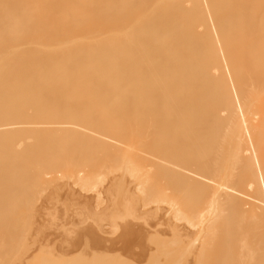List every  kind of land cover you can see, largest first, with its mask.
<instances>
[{
	"label": "bare ground",
	"instance_id": "6f19581e",
	"mask_svg": "<svg viewBox=\"0 0 264 264\" xmlns=\"http://www.w3.org/2000/svg\"><path fill=\"white\" fill-rule=\"evenodd\" d=\"M36 226L77 254L34 253ZM21 259L264 264V0H0V264Z\"/></svg>",
	"mask_w": 264,
	"mask_h": 264
},
{
	"label": "rangeland",
	"instance_id": "374dc122",
	"mask_svg": "<svg viewBox=\"0 0 264 264\" xmlns=\"http://www.w3.org/2000/svg\"><path fill=\"white\" fill-rule=\"evenodd\" d=\"M57 182H58V181H57ZM67 182L69 183V181H67ZM75 182H76V181H75ZM82 182H83V183H82ZM84 182H87V181H81L82 184H85ZM105 182H106V181H92L91 183L88 182V183H90L89 186H91V190H89V192H90V191H94V192H95L96 189L98 188V186L104 184ZM51 183H52V182H51ZM54 183H55V181H54ZM59 183H60V182H59ZM79 183H80V182H79ZM79 183H77V184H79ZM81 183H80V184H81ZM60 184H61V183H60ZM60 184H59V185H58V184H54V186H55V185H58V186H59V189L61 188V189H60V191H61L62 188H64L66 185L64 186V183H62L61 185L64 186V187H61ZM66 184H67V183H66ZM86 184H87V183H86ZM48 185H49V184H48ZM48 185H47V186H48ZM50 185H51V186H49V189L52 190V188L54 187V186H52L53 183L50 184ZM71 185H72V184H71V182H70V185H69L70 188L72 187ZM73 185H75V184H73ZM87 185H88V184H87ZM45 186H46V184H45ZM77 186H78V185H77ZM83 186H84V185H83ZM50 187H52V188H50ZM69 187H68V188H69ZM75 187H76V185H75ZM75 187L73 186L72 188H75ZM84 187H86V186H84ZM66 188H67V187H65V189H66ZM68 188H67V189H68ZM42 189H43V188H42ZM44 189H45V188H44ZM44 189H43V190H44ZM49 189H47V190H48L47 192H48L49 195H48L46 192H45V193H46L48 196H54V195L52 194V192L54 193V191L57 190L58 188H57V186H56V188H54L55 190L53 189L54 191H53V190L51 191V194L49 193V191H50ZM75 189H77V188H75ZM43 190H41V192H42ZM44 191H45V190H44ZM82 192H83V191H82ZM86 192H88V190H86ZM42 193H43V192H42ZM55 193H56V192H55ZM55 193H54V194H55ZM84 194H85V193H84ZM91 194H92V193H89V194H86V195H91ZM43 195H45V194H43ZM67 195H68V194H66V195L64 194L63 196H61V198H63V200L69 201V200H67V197H66V198L64 197V196H67ZM43 197H44V196H43ZM68 198H69L70 200L72 199V197H69V196H68ZM58 200L61 201L62 199H58ZM71 201H72V200H71ZM50 208H52V207H50ZM55 209H56V208H55ZM57 209H61V208H57ZM63 209H64V208H63ZM50 211H52V210L50 209ZM54 211H55V210H53V212H54ZM53 212H52V213H53ZM55 212H56V211H55ZM61 212H62V211L60 210V213H61ZM63 212H64V210H63ZM63 212H62V213H63ZM71 212H73V211H71ZM47 213L49 214V211H48ZM50 213H51V212H50ZM58 213H59V211H57V214H58ZM60 213H59V214H60ZM62 213H61V214H62ZM61 214H60V215H61ZM64 214H66V213H63V215H64ZM69 214H70V213H69ZM69 214H67V215H69ZM87 214H88V213H87ZM40 215L42 216V214H40ZM43 215H44V216L42 217L43 220H40L41 217L39 218V214L37 215L38 217H34L35 219H37V222H38V220L40 221V226H41V223H43V222L45 221L44 219H46V218H51V217H48V216L46 217L45 214H43ZM63 215H61V216L63 217V218H61V219L63 220V219L66 218V220H64V221H65L64 224L61 223V222H60V223L63 224L64 227H65L66 229H68V230H72V231H75L76 234L78 235V237L84 239V240H85L87 243H89V244H92V245H99V243H98L97 241L93 240L91 237H89V236L86 235V233L84 232V228H86V227H85L86 225L83 224L85 221L82 223V221L80 220V219H82V218H81L78 214H76V212H75V213H71V215H69L68 218H67V217L64 218ZM85 215H86V213H84V215H83L84 219H85ZM86 216H89V215H86ZM44 217H45V218H44ZM54 217H55V216H54ZM56 217H57V216H56ZM58 217H59V216H58ZM89 217H90V216H89ZM52 218H53V217H52ZM61 219H58V220L62 221ZM84 219H82V220H84ZM51 220H52V219H51ZM51 220H50V221H51ZM86 220H87V219H86ZM88 220H89V219H88ZM34 221H36V220H34ZM46 221H47V219H46ZM46 221H45V222H46ZM50 221H47V223L49 224ZM54 221H55V220H54ZM37 222H35V223H37ZM52 222H53V221H52ZM52 222H51L49 225H51ZM58 222H59V221H58ZM89 222H91V220H90ZM38 223H39V222H38ZM47 223H44V224H46V225H45V227H44V226L42 227L43 229H46ZM53 223H54V222H53ZM56 223H57V222H56ZM92 223H93V222H91L90 224L92 225ZM44 224H42V225H44ZM86 224H87V223H86ZM88 224H89V223H88ZM90 224H89V225H90ZM35 225H37V224H35ZM35 225H34V226H35ZM38 225H39V224H38ZM56 225L58 226V225H60V224L57 223ZM56 225L53 224L52 226H55V227H56ZM34 226H33V227H34ZM52 226H48V227H51V228H52ZM60 226H61V225H60ZM33 227H32V228H33ZM36 227H37V228H36ZM36 227L33 228V229H31V230L29 231V233L27 234V235H28L27 238H28V240H29V243H31L28 247H29V248H31V247L34 248V249H33V252H34L35 250H37V249L39 250L38 247L35 248L36 245L39 246V247L41 248V247H42L41 245H43L45 242H47V243H48L47 246H51L50 243H51L52 241H55V240H52L51 238L54 236L53 239H56L57 237L60 236V234L57 233L58 236L55 238L57 230L53 229L54 227L52 228L53 231H52V229H49V228L46 229V230H48V231H46V230L41 229V227H40V229L43 230L42 232H41V230H39V228H38L39 226H36ZM87 227H88V225H87ZM93 227H94L93 225H92V226H89V227H88V229H89L88 232H89V231L91 232V230L93 229ZM56 228H57V227H56ZM59 228H61V227H58V229H59ZM50 230L54 233L53 236H50V237H51V238H50L51 240H48V241H49V242H48V241H46V239H44L45 242L43 243L42 241H44V240L41 241V239H42V237H43V234H44V233H48V234H49V232H51ZM62 230H63V229H62ZM64 230H65V229H64ZM68 230H67V231H68ZM44 231H46V232H44ZM72 231H71V234L73 233ZM85 231H86V230H85ZM92 231H93V230H92ZM43 232H44V233H43ZM58 232H60V231H58ZM42 233H43V234H42ZM74 237H75V236H74L73 234H72V235H69V234H68V236L66 237V243H65L63 246H64V247H67L68 245L72 244L71 247H73V246L75 245V238H74ZM58 239H59V238H58ZM56 240H57V239H56ZM40 241H41V245H40V243H38V242H40ZM50 241H51V242H50ZM59 241H60V239H59ZM37 243H38V244H37ZM42 243H43V244H42ZM47 243H46V244H47ZM54 243H55V245H56V250H53V249H52V250H53V254H51V255L53 256L54 253H55V255L57 256V254H56L57 251H58V252H57L58 254L63 253V252H62L63 250H62L60 247H59V248H60V250H59V248H58V244H57L56 242H53V243H51V244L53 245ZM58 243H59V242H58ZM60 243H61V242H60ZM82 243H83V242H82ZM27 244H28V243H27ZM83 244H84V243H83ZM85 244H86V243H85ZM59 245H60V244H59ZM44 247H45V246H44ZM52 247H53V246H52ZM80 247H81V246H80ZM83 247H84V246H83ZM29 248H26L27 250H26L25 254L27 253V251H31V250H28ZM42 248H43V247H42ZM48 248H49V247H48ZM50 248H51V247H50ZM54 248H55V247H54ZM90 248H91V245H90ZM77 249H78V248H77ZM77 249H74V250H72V251H68V250H67L68 252L64 251V253H65V252H66V253H65V255H64V253H63V255H64V256H66V255H70V254L72 255V252H74V253L77 254V251H76ZM80 249L83 250V251L81 252V253H83V252H84V249H82V248H80ZM80 249H79V250H80ZM88 249H89V248H88ZM88 249H85V250H87V251H86L87 253H88ZM189 249H190V248H189ZM24 250H25V249H24ZM40 250H41V249H40ZM47 250H48V249H47ZM61 250H62V251H61ZM91 250H92V249H91ZM94 250H96V249H94ZM186 250H187L186 252H188V253L191 252V250H190V251H188V249H186ZM22 251H23V249H22ZM22 251H21V252H22ZM44 251H46V249L43 250V252H44ZM55 251H56V252H55ZM75 251H76V252H75ZM21 252H20V253H21ZM33 252H32V251L29 252L28 255H26L27 257H25V258L27 259V258L29 257V255H30V253H31V255H34ZM39 252H40V251H39ZM50 252H51V251H50ZM69 252H70V254H68ZM86 252H85V253H86ZM101 252H102V250H101ZM104 252H105V251H104ZM20 253H19V255H18V256H19L18 258H20V255H21ZM34 253H36V251H35ZM41 253H42V251H41L40 253H38L37 255L39 256V254H41ZM48 253H49V252H48ZM74 253H73V254H74ZM78 253L81 254L80 252H78ZM22 254H24V252H22ZM25 254H24V255H25ZM83 254H84V253H83ZM88 254L91 255L92 253H91V254L88 253ZM184 254H185V251H183V255H184ZM186 254H187V253H186ZM46 255H47V254H46ZM51 255H48V256H51ZM55 255H54V256H55ZM71 255H70V256H71ZM74 255H75V254H74ZM74 255H73V256H74ZM190 255L192 256V252H191ZM35 256H36V255H35ZM187 256H188V255H187ZM191 256H190V258H191ZM67 257H69V256H67ZM25 258H24V259H25ZM31 258H32V257H31ZM187 258H188V257H187ZM187 258H186V259H187ZM190 258H188V260H189ZM24 259L18 260L19 263H20V261L23 260V263H21V264H25V260H24ZM29 259H30V258H29ZM18 261H17V262H18ZM15 262H16V261H15ZM26 262H27V261H26ZM29 262H30V261H29ZM19 263H17V264H19ZM13 264H15V263H13ZM27 264H29V263L27 262ZM188 264H189V263H188Z\"/></svg>",
	"mask_w": 264,
	"mask_h": 264
}]
</instances>
